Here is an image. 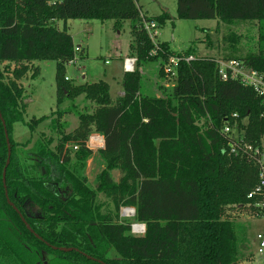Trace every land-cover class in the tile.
Returning a JSON list of instances; mask_svg holds the SVG:
<instances>
[{"label":"trees","instance_id":"16d2710c","mask_svg":"<svg viewBox=\"0 0 264 264\" xmlns=\"http://www.w3.org/2000/svg\"><path fill=\"white\" fill-rule=\"evenodd\" d=\"M138 2L0 0V112L11 146L6 168L8 146L0 120V214L12 221L5 229L11 230L15 223L22 240L55 264L247 262L254 254L249 253L245 239L246 225L225 218L224 213L229 207L248 210L252 202L247 196L257 184L258 171L249 159L228 156V138L221 131L236 120L247 142L261 144L264 100L237 81H221L216 60L195 56L194 47L175 53L168 43L159 42L157 55L152 56L155 47L143 22L154 21L161 28L171 16L163 12L148 17ZM177 16L257 22L260 52L236 60L264 73V0H177ZM69 20L114 21L117 28L131 22L129 57L138 62L133 73L124 74L123 97L114 101L106 81L77 85L67 80L65 67L77 57ZM190 56L195 57L190 63H179L174 86L159 85L161 98L143 91L141 67L157 62L158 75L164 78L163 67L170 58ZM39 61L57 63L58 106L80 96L94 104L93 112L77 113L80 124L71 133L65 132L63 122L70 111L29 122L24 119L25 90L18 80ZM5 63L20 65L11 72L9 65L2 68ZM9 72L14 78L5 82ZM157 100L162 107L150 119L144 104ZM49 119L60 137L56 148L50 149L52 140H39L32 152L20 153L13 125L23 122L35 132ZM92 131L104 138V148L98 151L104 168L95 187L83 174L93 155L88 148ZM31 165L34 173L29 175ZM113 171L119 172L118 181ZM102 193L118 209L136 208L134 222L115 221L103 213L96 204ZM133 223L146 226L143 236L131 233ZM27 254V261L37 255L36 251ZM22 261L27 264L26 259ZM12 263L0 260V264Z\"/></svg>","mask_w":264,"mask_h":264},{"label":"rangeland","instance_id":"374dc122","mask_svg":"<svg viewBox=\"0 0 264 264\" xmlns=\"http://www.w3.org/2000/svg\"><path fill=\"white\" fill-rule=\"evenodd\" d=\"M142 13L148 17L161 15L163 12L170 14L171 18L159 30V42H165L175 53H184L194 47L195 56L213 58L217 61H224L236 58L247 57L251 54H258L259 47V24L254 21H237L226 23L220 20H182L177 16V0H139ZM69 33L73 37L75 47L82 48L77 54L76 61L65 67V77L77 85L84 83H95L100 80L109 84L111 98L116 101L123 97V62L130 54V44L133 40L131 33V22L125 21L120 28H117L114 21H85L69 20ZM124 58V59H123ZM10 66L12 72L20 64L5 63L2 68ZM157 62H148L141 67L143 74V91L149 96L162 97L159 85L170 88L173 81L158 75ZM26 75L18 80L25 90L24 94V119L29 122L32 119H39L44 116L50 117L56 111H70L63 118L66 124V133L76 130L80 124L77 113L93 112L94 104L85 101L84 96L78 97L74 102L65 100L61 105L57 104V84L55 61H39L29 66ZM38 69L34 77V71ZM9 72L5 82L13 79ZM75 105V108L72 105ZM159 100L145 102L144 114L148 118L155 117L161 109ZM49 119L40 124L35 132L23 122L13 125L12 136L15 143L21 148V153L32 152L39 140L45 143L52 140L50 149H55L59 136L53 129ZM92 131L89 136L96 135ZM27 165V164H25ZM28 174L34 173L33 165L29 166ZM102 159L98 151H93L91 158L85 163L83 174L92 187L96 185V179L103 169ZM112 177L118 181L120 174L113 171ZM97 205L101 206L103 213H109L115 221H133L136 213L132 216H124L127 207L117 208L114 202L108 200L105 195L99 194ZM131 209V208H129ZM225 218H230L237 223L246 225L245 235L247 243L250 244L249 253L256 255L254 237L258 232L264 231V220H256L251 217L246 208L229 207L224 213ZM8 219L4 214H0V260L12 261V264H51V258L46 253L37 251L30 243L22 240V231L13 223L11 230L5 229ZM134 222V221H133ZM21 244V245H20ZM247 244V245H249ZM16 251L13 253L12 247ZM36 251V256L28 260L27 253ZM248 253V251H246ZM249 260L255 263L264 264V256L256 255ZM247 261V262H249ZM245 263V262H244ZM55 264V263H52Z\"/></svg>","mask_w":264,"mask_h":264},{"label":"built area","instance_id":"2783aa9c","mask_svg":"<svg viewBox=\"0 0 264 264\" xmlns=\"http://www.w3.org/2000/svg\"><path fill=\"white\" fill-rule=\"evenodd\" d=\"M143 28L147 32L150 41L154 45L155 49L152 51L151 55H157L158 38L160 27L154 21L143 22ZM76 54L81 51V48H75ZM195 57H172L169 62L164 65V75L169 81H173L175 84V79L177 77V68L179 63L184 61L190 63ZM76 59L73 61L75 62ZM71 62V63H73ZM138 59L136 57H126L123 62V69L125 73H133L136 70ZM217 71L218 77L221 81H237L243 86L251 88L255 91L257 96L264 100V73H261L252 67L246 65L236 59L217 61ZM68 80V79H67ZM167 87V86H166ZM264 118V115L262 116ZM237 119V115L233 116ZM247 124V123H246ZM245 124V125H246ZM222 134L228 138L227 150L228 156L247 158L251 163L257 168V184L248 194L247 198L252 203L248 204V210L252 218L256 220H264V140L261 144L254 145L246 140V135L244 130H242L235 120L231 124H227L222 129ZM98 143H94V141ZM96 141V142H97ZM78 146L73 148L74 151L78 150ZM88 148L92 151H100L104 148V138L100 134L89 136ZM129 208L123 210L124 216L129 217L130 215L125 214V211ZM146 232V226L140 223H133L131 226V233L135 236H143ZM255 247L256 255L264 256V231L258 232L255 237ZM254 255V256H256ZM242 264H259L255 261H249Z\"/></svg>","mask_w":264,"mask_h":264},{"label":"water","instance_id":"95a60500","mask_svg":"<svg viewBox=\"0 0 264 264\" xmlns=\"http://www.w3.org/2000/svg\"><path fill=\"white\" fill-rule=\"evenodd\" d=\"M0 120L2 122V125L4 127V131H5V137H6V142H7V146H8V159H7V163H6V168L9 166L10 164V159H11V146H10V138H9V134H8V131L6 129V123L3 119V116L0 112ZM6 168L4 169V172H3V185H4V188L6 189ZM6 197L8 199V194L6 192ZM62 251H69V250H72V249H61Z\"/></svg>","mask_w":264,"mask_h":264},{"label":"flooded vegetation","instance_id":"af4514ba","mask_svg":"<svg viewBox=\"0 0 264 264\" xmlns=\"http://www.w3.org/2000/svg\"><path fill=\"white\" fill-rule=\"evenodd\" d=\"M5 189V188H4ZM6 190V189H5ZM5 195H6V192H5ZM6 199H7V197H6ZM7 201H8V199H7ZM9 203V202H8ZM14 208V207H13ZM15 209V208H14ZM16 210V209H15ZM16 212L19 214V217H20V219L24 222V224L26 225V227L27 228H29V226L27 225V223H26V221L24 220V218H23V216L21 215V213L20 212H18L17 210H16ZM6 217V216H5ZM7 222H9V223H12V221H10V218L8 219V221ZM1 223V222H0ZM30 229V228H29Z\"/></svg>","mask_w":264,"mask_h":264},{"label":"bare ground","instance_id":"6f19581e","mask_svg":"<svg viewBox=\"0 0 264 264\" xmlns=\"http://www.w3.org/2000/svg\"><path fill=\"white\" fill-rule=\"evenodd\" d=\"M96 141H94L95 144L98 143V141L97 142ZM125 214H128V215L132 216L134 214V209L131 208V209L126 210Z\"/></svg>","mask_w":264,"mask_h":264},{"label":"crops","instance_id":"0c3cea01","mask_svg":"<svg viewBox=\"0 0 264 264\" xmlns=\"http://www.w3.org/2000/svg\"><path fill=\"white\" fill-rule=\"evenodd\" d=\"M82 49V48H81ZM83 50V49H82ZM127 57H129V56H127ZM124 59V58H123ZM124 74H125V72H124ZM124 77V76H123ZM121 94H123V92L121 93Z\"/></svg>","mask_w":264,"mask_h":264}]
</instances>
